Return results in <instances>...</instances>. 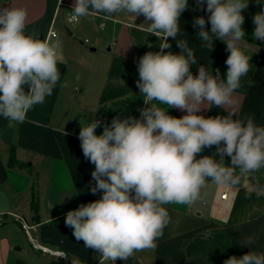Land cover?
<instances>
[{
	"label": "crops",
	"instance_id": "obj_1",
	"mask_svg": "<svg viewBox=\"0 0 264 264\" xmlns=\"http://www.w3.org/2000/svg\"><path fill=\"white\" fill-rule=\"evenodd\" d=\"M74 3L0 0V6L11 4L27 10V33L61 42L58 69L60 83L67 85L58 83L52 95L30 110L21 124L0 117V264H73L76 258L81 264H100L99 253L76 241L64 222L68 211L103 195L102 191L91 193L94 165L85 159L80 146V122L100 120L99 135L113 117L140 118L138 109L147 107L136 87L138 61L149 51H160L162 39L147 31L143 16L135 20L125 14L70 20ZM188 3L180 17L177 40H188L195 50L197 65L190 70L198 75L197 66L203 64L213 75L218 68L226 77V44L214 38L212 51L201 46L193 20L203 16L207 21L209 13L196 0ZM260 11H264V0L259 4L249 0L242 12L251 68L234 93L235 104L205 108L198 115L207 118L235 111L238 118L252 116L256 124L264 126V42L252 36V18ZM100 24L105 27L101 29ZM206 27L210 30V23ZM168 42L172 47L164 51L178 54L176 40L168 38ZM168 114L179 118L186 112L169 109ZM215 147L206 148L197 159L212 155ZM224 162L231 166L229 157ZM208 179L193 205L165 206L170 223L155 250L136 252L115 264H224L230 257L250 251L264 253V196L255 194L264 190V169L242 177L235 188L217 186ZM224 193L226 197H222Z\"/></svg>",
	"mask_w": 264,
	"mask_h": 264
},
{
	"label": "clouds",
	"instance_id": "obj_2",
	"mask_svg": "<svg viewBox=\"0 0 264 264\" xmlns=\"http://www.w3.org/2000/svg\"><path fill=\"white\" fill-rule=\"evenodd\" d=\"M196 3L209 13L207 21L203 16L193 20L201 46L212 51L214 38L226 44V77L218 68L213 75L203 64L197 66L198 75L190 70L197 65L195 50L188 40H177L188 0H75L71 9L74 18L125 14L135 20L143 16L147 31L162 39L160 51H149L138 61L136 87L147 105L138 109L140 118L115 116L99 135L100 120L80 122V146L94 165L91 193L102 191L103 195L68 211L64 222L76 241L99 253L100 264L127 261L136 252L155 250L170 223L165 206L193 205L208 178L217 186L235 188L242 177L264 169V126L256 124L254 117L241 119L235 111L207 118L197 114L236 102L234 93L251 68L242 27V12L249 0ZM27 19L23 7L0 6V117L10 124L23 123L27 113L43 104L60 83L61 42L27 33ZM252 22L253 38L264 42V11L257 12ZM168 38L176 40L178 54L164 51L172 47ZM169 109L186 114L178 118L169 115ZM213 146L212 155L197 159ZM225 156L231 166L225 165ZM255 194L264 196V190ZM72 262L81 264L78 258ZM224 264H264V253L250 251Z\"/></svg>",
	"mask_w": 264,
	"mask_h": 264
},
{
	"label": "built area",
	"instance_id": "obj_3",
	"mask_svg": "<svg viewBox=\"0 0 264 264\" xmlns=\"http://www.w3.org/2000/svg\"><path fill=\"white\" fill-rule=\"evenodd\" d=\"M77 18H74L73 15H71L70 20H76ZM53 35H56L55 31L52 32ZM222 197H226V193L222 195ZM43 250H46L47 248L42 247Z\"/></svg>",
	"mask_w": 264,
	"mask_h": 264
},
{
	"label": "trees",
	"instance_id": "obj_4",
	"mask_svg": "<svg viewBox=\"0 0 264 264\" xmlns=\"http://www.w3.org/2000/svg\"><path fill=\"white\" fill-rule=\"evenodd\" d=\"M15 160V159H14Z\"/></svg>",
	"mask_w": 264,
	"mask_h": 264
}]
</instances>
